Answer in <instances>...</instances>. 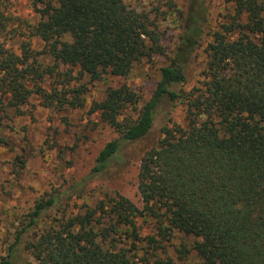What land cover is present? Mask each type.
<instances>
[{
    "label": "trees",
    "instance_id": "16d2710c",
    "mask_svg": "<svg viewBox=\"0 0 264 264\" xmlns=\"http://www.w3.org/2000/svg\"><path fill=\"white\" fill-rule=\"evenodd\" d=\"M31 3L38 17L27 33L0 0V112L21 113L33 94L45 106H82L84 91L67 87L75 68L92 80L125 77L160 51L167 15L180 33L141 106L125 83L93 102L91 113L119 136L88 174L35 199L0 264H176L168 243L178 237L188 241L180 242L179 259L191 256L190 264H264V0H226L214 24L212 0H155L151 10L124 0ZM33 38L42 50L33 51ZM205 39L198 84L186 90ZM55 74L62 81L48 84ZM178 103L184 125L169 123ZM160 115L161 136L139 163L143 206L120 192L96 198L92 183L123 171L130 145L146 139Z\"/></svg>",
    "mask_w": 264,
    "mask_h": 264
},
{
    "label": "rangeland",
    "instance_id": "374dc122",
    "mask_svg": "<svg viewBox=\"0 0 264 264\" xmlns=\"http://www.w3.org/2000/svg\"><path fill=\"white\" fill-rule=\"evenodd\" d=\"M124 1L139 10H151L155 3V0ZM185 1L179 0L181 5ZM5 3L16 24L22 26V31L29 33L28 24L34 23L38 17L31 0H5ZM225 3L226 0H212V24L224 11ZM167 16L168 20L163 22L165 31L160 51L151 59L137 64L129 75L104 76L92 80L89 75L81 78L78 68L74 69L75 78L67 87L84 91L81 95L84 100L82 106L74 107L67 103L63 107H59L60 103L52 107L45 106L42 103L43 98L33 94L28 103L20 107L19 110H23L21 113L16 109L0 112V257L6 254L16 226L35 199L55 187L65 188L70 182L88 174L99 151L108 141L119 136L114 128L100 120L99 115L91 113L93 102L103 99L110 86L116 87L124 83L139 94V106L149 98L160 76V67L169 62L180 33L178 25L173 21L174 16ZM25 37L28 35L16 37L10 41V45L18 47ZM206 43L205 39L190 61L187 70L188 81L184 85L186 90L198 84ZM33 47L35 52L43 49L37 38H33ZM38 59L45 64L53 63L48 56L39 55ZM66 69L63 66L60 71ZM62 79L63 76L55 74L48 78L47 83L59 82ZM58 86L62 90V84ZM68 96L70 99L74 98L73 93ZM170 110V120L167 118L170 124L186 123L181 103L171 106ZM162 119L163 116L160 115L157 125L146 139L130 145V156L123 171L107 174L104 180L92 183L91 188H94L96 198L104 192H120L139 207L143 206L137 186L139 163L145 150L159 140ZM77 203L82 204L83 200L80 199ZM183 239L178 237L168 243V253L176 264H190L193 261L191 256L179 259L177 248ZM188 240L189 243L193 241Z\"/></svg>",
    "mask_w": 264,
    "mask_h": 264
}]
</instances>
